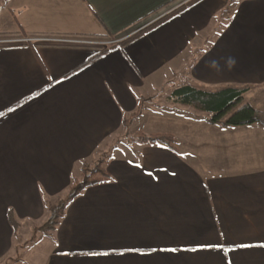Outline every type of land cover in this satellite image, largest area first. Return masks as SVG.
<instances>
[{"label": "crops", "instance_id": "obj_1", "mask_svg": "<svg viewBox=\"0 0 264 264\" xmlns=\"http://www.w3.org/2000/svg\"><path fill=\"white\" fill-rule=\"evenodd\" d=\"M173 1L190 0H0V264L141 105L176 150L108 158L111 181L68 204L45 264H264V128L219 129L171 99L235 87L264 111V0H201L95 58L89 36L128 37ZM168 84L185 114L145 105Z\"/></svg>", "mask_w": 264, "mask_h": 264}, {"label": "trees", "instance_id": "obj_2", "mask_svg": "<svg viewBox=\"0 0 264 264\" xmlns=\"http://www.w3.org/2000/svg\"><path fill=\"white\" fill-rule=\"evenodd\" d=\"M200 1L201 0H190L171 10L162 17H159L150 24L144 25V27L140 28L130 36L121 38L120 40H117L108 34L89 36L91 38L97 39L99 43V45L96 46L98 52L95 58H99L115 48L128 45L132 41L143 36L151 29L163 24L173 16ZM175 3H177V1H173L162 6L153 14H157L167 9L169 6L174 5ZM226 11H229V7ZM67 35L83 37L82 35L75 34ZM245 92L246 89H239L235 87H225L217 91H208L188 85L175 89L171 94V99L183 107L192 108L199 112L210 114L211 117L206 118V122L210 125L218 127L219 129H228L249 125H259L264 128V111L257 110L250 104L245 103L243 97ZM141 107L139 106L137 112H134L125 120V128L131 126L137 118L141 117L144 110V108ZM129 141L132 145H160L165 146L170 150H176V139L171 134H145L139 132L132 136ZM107 161L108 159L102 158L92 167H89L88 165L83 167L81 170V178L73 179L67 199L61 200L57 205L54 206L55 208L53 209L52 217L39 228L40 230H43L47 233L55 231L63 219L67 206L70 202L81 195L87 188L111 181L112 177L105 168Z\"/></svg>", "mask_w": 264, "mask_h": 264}, {"label": "rangeland", "instance_id": "obj_3", "mask_svg": "<svg viewBox=\"0 0 264 264\" xmlns=\"http://www.w3.org/2000/svg\"><path fill=\"white\" fill-rule=\"evenodd\" d=\"M166 10L161 11L158 15H156L153 19H150L148 22H152L155 18L160 17L163 13H166ZM207 36L208 34H204ZM171 86H175L174 84H168L167 89H165V93H163V96H160V98L155 99L154 105L146 103L147 106H153L154 111L156 110H162L165 113H172V114H185V112L181 113L180 108L177 106L172 105L167 98V93L170 92L173 88H170ZM162 95V94H161ZM238 109V108H237ZM187 110V109H183ZM188 113L192 111H187ZM195 115H198L199 117L204 116L206 118H210L211 115L208 113H193ZM153 116L146 115L144 117L137 118L131 126L128 128L123 129L118 137L111 138L104 146L101 148V151L106 152L105 156L103 155L102 158H110L111 156L115 154H121V151L124 152V154L129 155L128 150H132V144L130 143V138L134 136L135 134L142 132L145 134H152L156 131L155 128H151V120ZM181 149L182 147L179 146ZM115 149H118L116 151ZM90 167V166H89ZM92 167V166H91ZM81 178V177H80ZM70 193V190L62 194L58 197V201L66 200L68 197V194ZM59 202L55 203L57 205ZM54 205V206H55ZM52 207L48 210V216L42 220V223H46L53 215V209L55 207ZM50 233L44 232L43 230L38 229L35 233H32L30 235L31 238H29L26 242H23L22 247L17 250V252L13 253L12 257L6 260L4 264H45L47 261L48 255L50 254L51 244L48 241V235Z\"/></svg>", "mask_w": 264, "mask_h": 264}, {"label": "built area", "instance_id": "obj_4", "mask_svg": "<svg viewBox=\"0 0 264 264\" xmlns=\"http://www.w3.org/2000/svg\"><path fill=\"white\" fill-rule=\"evenodd\" d=\"M182 4H183V3L177 4V5H176L174 8H172L171 10H173V9H175V8H177V7H179V6L182 5ZM171 10H170V11H171ZM170 11H168V12H166V13H163L160 17H162L163 15L169 13ZM158 18H159V17H158ZM158 18H155L154 20H152V22L155 21V20H157ZM150 23H151V21L148 22V23H146L145 25L150 24Z\"/></svg>", "mask_w": 264, "mask_h": 264}, {"label": "snow or ice", "instance_id": "obj_5", "mask_svg": "<svg viewBox=\"0 0 264 264\" xmlns=\"http://www.w3.org/2000/svg\"><path fill=\"white\" fill-rule=\"evenodd\" d=\"M157 250H160V249H157ZM164 250H167V249H164ZM171 251L175 252L177 251V249H171Z\"/></svg>", "mask_w": 264, "mask_h": 264}]
</instances>
